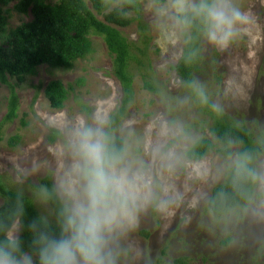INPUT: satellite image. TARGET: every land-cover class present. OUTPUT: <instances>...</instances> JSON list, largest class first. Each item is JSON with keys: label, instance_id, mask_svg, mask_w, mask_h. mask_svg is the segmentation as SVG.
I'll use <instances>...</instances> for the list:
<instances>
[{"label": "rangeland", "instance_id": "rangeland-1", "mask_svg": "<svg viewBox=\"0 0 264 264\" xmlns=\"http://www.w3.org/2000/svg\"><path fill=\"white\" fill-rule=\"evenodd\" d=\"M196 2L138 0L137 12L129 13L131 23L119 29L143 54L133 49L142 65L133 66L132 102L112 136L123 139L121 164L143 176L149 199L135 226L114 241L112 264H264V198L259 196L264 190V155L255 162L249 202L218 215L207 209V199L235 153L223 157L210 151L197 161L184 156L196 138H211V118L200 94L230 122L248 128L255 140H264V0H230L248 15L250 24L225 47L202 36L201 59L187 84L173 68L185 32L175 15L181 4ZM13 3L6 7L7 28L31 19L15 12ZM88 38L90 52L68 67L43 64L21 83L12 77L0 82V121L11 91L17 99L16 117L2 126L0 177L9 189L29 197L48 222L54 216L48 202L38 198L40 179L49 176L55 191L57 170L67 163L59 153L67 147L69 131L78 123L97 126L99 113L104 132L107 116L122 95L102 37L90 33ZM54 79L72 84L59 110L50 108L43 94L45 84ZM144 82L154 90L145 89ZM52 129L58 133L50 140ZM13 135L18 140L11 147L7 139Z\"/></svg>", "mask_w": 264, "mask_h": 264}, {"label": "trees", "instance_id": "trees-1", "mask_svg": "<svg viewBox=\"0 0 264 264\" xmlns=\"http://www.w3.org/2000/svg\"><path fill=\"white\" fill-rule=\"evenodd\" d=\"M113 2L118 4L111 7ZM10 3H13L12 9L15 12L30 14L31 19L13 28H7L6 7ZM138 6V0H0V82L6 83L7 77H12L17 83H21L43 64L52 68H66L71 62L90 52V33L101 36L112 55V73L122 91L119 103L107 116L104 134L109 150L120 156L123 152V139L112 135L132 102L133 66L142 65L133 49L140 55L143 50L133 46L119 29L131 23L132 17L129 13H136ZM175 17L185 28V32L181 55L173 68L178 77L188 84L191 82L195 65L201 59L200 41L203 35L198 21L193 20L190 25H185L181 22L184 19V13L181 11L177 12ZM75 82L81 84V79H76ZM142 86L154 90L148 82H144ZM71 87L72 84L65 86L57 79L48 81L43 88V94L49 107L61 109ZM199 98L203 109L211 118V138H196L184 151L185 158L197 161L210 151L223 157L235 153L234 162L228 167L222 181L212 187L207 199V209L218 215L237 205L248 203L253 196L256 182L255 162L264 155V140H255L248 128L230 122L203 94H200ZM16 113L17 99L11 91L7 111L0 121V141L2 126L11 122ZM52 131L50 140L58 133L55 129ZM17 140L16 135L10 136L7 139L8 146H14ZM40 184L50 193H55L49 176L41 178ZM259 196L264 198V190ZM0 198V221L7 223L8 218L22 207L20 219L24 227L21 240L25 250H28L32 233L27 225L33 221L38 222L42 217L29 197L9 189L1 177ZM47 202L54 216L53 222L47 221V231L55 236L59 234V225L56 222L58 203L55 199ZM144 234L147 235L146 232ZM226 242L225 240L224 243ZM262 257L264 261V253Z\"/></svg>", "mask_w": 264, "mask_h": 264}, {"label": "clouds", "instance_id": "clouds-1", "mask_svg": "<svg viewBox=\"0 0 264 264\" xmlns=\"http://www.w3.org/2000/svg\"><path fill=\"white\" fill-rule=\"evenodd\" d=\"M180 10L182 23L198 21L203 37L218 47H225L251 22L230 0H198L181 4ZM94 119L95 127L78 123L69 131L67 147L59 153L67 163L57 170L55 193L41 188L37 194L42 202L58 203L59 234L47 231L44 218L30 222L32 240L25 250L23 209L18 208L7 223L0 221V264H112L114 241L135 226L149 195L143 176L122 166L121 157L109 150L99 127L103 115Z\"/></svg>", "mask_w": 264, "mask_h": 264}]
</instances>
